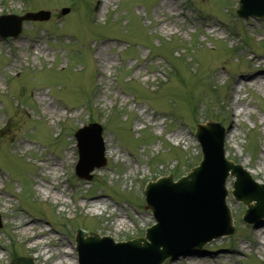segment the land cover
<instances>
[{"label":"rangeland","instance_id":"obj_1","mask_svg":"<svg viewBox=\"0 0 264 264\" xmlns=\"http://www.w3.org/2000/svg\"><path fill=\"white\" fill-rule=\"evenodd\" d=\"M163 1L0 0V15L50 13L0 38V264L13 253L36 262L26 236L40 227L38 264H77L78 227L115 242L144 237L155 223L144 186L198 165L194 132L207 120L226 128V158L264 184V19L238 18L237 0H167L172 11L160 10ZM52 109L61 115L51 118ZM92 122L103 129L106 163L87 181L74 175L73 137ZM60 163L59 176L48 172ZM232 181L233 234L163 264L193 255L203 264H264V219L243 221ZM47 186L65 187V201L45 199L38 188ZM97 201L100 209L90 206ZM23 221L36 225L23 232ZM64 248L72 260L59 263Z\"/></svg>","mask_w":264,"mask_h":264},{"label":"water","instance_id":"obj_2","mask_svg":"<svg viewBox=\"0 0 264 264\" xmlns=\"http://www.w3.org/2000/svg\"><path fill=\"white\" fill-rule=\"evenodd\" d=\"M240 8L238 14L245 19L249 17H264V0H240ZM67 11H63L66 13ZM49 17L48 13L40 12L35 14L25 15L24 17L16 18L13 23L9 25V31L4 34L0 32L1 36L13 35L16 36L20 32L21 22L24 19L44 20ZM8 19V18H6ZM217 124L208 122L206 125H199L197 127L196 136L202 145L203 161L196 168H193L186 177H183L177 183L172 182V177L164 178L156 183L149 185L148 209L153 211L154 217L159 221V224L153 226L147 231V238L151 237L153 244L151 247H145V250H140V241L143 239H136L128 243L114 244L109 238H99L97 235L83 239L82 231L78 232L76 237L77 252L79 253L80 264H162V262L170 256H177L179 248L186 246V248H200L203 244L213 238L222 235H231L233 228L231 226V218L227 207L225 206L226 191L224 189V181L228 175V171L236 177L234 181L233 196L236 200L242 201L248 210L245 211V219L249 220L251 215L255 212L254 208L249 205L250 195L245 194L244 184L250 185L251 191L260 196L256 185L249 184L250 179L248 175L240 169L238 165H233L226 161L223 154V138L224 131ZM86 131L90 132L88 138ZM101 129L97 125H90L89 128L80 130L76 137L79 142V150L81 154V162L79 164V175L89 178L88 173L95 167H100L104 164L102 159V149L98 146ZM89 150L94 154L91 157V164L83 168L87 161L86 156ZM86 160V161H85ZM171 189V195L180 197L183 208L177 209L173 214H170L165 219L172 220L174 216L179 218L184 214L190 217L185 224L178 223L177 226L165 227L166 221L153 208L154 206V192L153 190ZM213 206V207H212ZM219 217L218 224L215 229L216 232H208L202 230L209 220L212 219L213 214L202 215L205 210L210 208ZM211 211V213H212ZM264 214V212H263ZM262 214V215H263ZM193 221V223L191 222ZM159 245L164 247L162 251L158 250ZM124 250L123 254H120ZM133 253H132V252ZM10 264H32L30 259L18 258Z\"/></svg>","mask_w":264,"mask_h":264},{"label":"bare ground","instance_id":"obj_3","mask_svg":"<svg viewBox=\"0 0 264 264\" xmlns=\"http://www.w3.org/2000/svg\"><path fill=\"white\" fill-rule=\"evenodd\" d=\"M98 3H100V2L98 1ZM172 8H173V4L170 1L164 0L162 2V4H161V9L160 10H162V9H164V10L165 9H168V10L172 11ZM35 42L36 41H32L31 42V45L34 44ZM34 48L35 47H33V49ZM99 51L101 53L102 52V49L100 48ZM244 81L246 82V79L245 78L240 79L238 82L240 84H245ZM55 114H57L58 116L61 115V113L58 112L56 109L50 110V116H51V118ZM180 139H182V136L181 135H176V140L179 141ZM112 154H113V152H112ZM62 167H63L62 163H60L59 165H54L51 168V170H49L48 172L53 171V174L55 176H59V174L56 171V169H61ZM258 174H259V172H256L255 173V175H258ZM50 187H48V186L47 187H43V188L41 187V188H38V191L42 193V195L45 197V199L48 198V197H52L55 200L61 199V201L64 202L65 200H62V196H63V192L65 191V187H62L61 188V191H57L56 190L55 193H50V191H48ZM255 202H256L255 199L252 200L251 203H250V206L253 205V203H255ZM102 204H103V207H104L105 206V203H102ZM90 206H93V207H95L97 209H100L101 208L100 207V202H98V201L96 203H94V204H90ZM116 216H118V215H116ZM34 225H36V224L31 223L30 221H23L19 225H17L16 228L23 230V232H27V230L32 229V227ZM124 225H125V221L124 220H119L118 229L121 228V226H124ZM38 230H39L38 234H35L33 236H26V240L29 243V245L27 244V249H26L27 250V253L28 254H32V256L36 260V263L37 264H38V262H43V260H45L44 259V256H43V253H40L42 247L40 246V243H38V242H40L39 241L40 238H42V239L44 238V236L42 235L43 234V228L40 227ZM253 234L254 235L257 234L256 229H254ZM147 242L150 243V241H147ZM239 251H241V250L239 249ZM48 252L49 251H47L46 253L48 254ZM61 252L62 253H61L60 257H59V259H60V262L59 263L63 262L64 259L66 261H68V260L71 261L72 260L71 253L68 252V249L64 248V251H61ZM45 257H47V256H45ZM188 260H189V264H203V259L200 258L199 256H196V255L190 256V258H188Z\"/></svg>","mask_w":264,"mask_h":264}]
</instances>
